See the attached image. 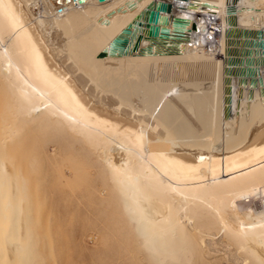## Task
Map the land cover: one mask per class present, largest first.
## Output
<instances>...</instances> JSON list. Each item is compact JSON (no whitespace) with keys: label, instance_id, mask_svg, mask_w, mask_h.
I'll return each instance as SVG.
<instances>
[{"label":"bare ground","instance_id":"1","mask_svg":"<svg viewBox=\"0 0 264 264\" xmlns=\"http://www.w3.org/2000/svg\"><path fill=\"white\" fill-rule=\"evenodd\" d=\"M156 1L0 0V264H29L41 156L98 173L149 264H264V0H174L153 37Z\"/></svg>","mask_w":264,"mask_h":264},{"label":"rangeland","instance_id":"2","mask_svg":"<svg viewBox=\"0 0 264 264\" xmlns=\"http://www.w3.org/2000/svg\"><path fill=\"white\" fill-rule=\"evenodd\" d=\"M171 71V66L168 65L165 70L167 73L164 74L166 80L172 77ZM151 73L149 77L152 76ZM203 82L207 83V80ZM24 152L27 153L26 157L23 159L16 155L14 164L24 166L28 162L32 157L30 147L27 146ZM71 162L66 163V160L61 159L55 165L44 156L38 159L35 173L38 180L28 190L33 198V220L29 224L32 225V239L35 243L30 250L29 264H149L144 249L138 248L127 229L118 228L117 219L109 217L110 210L105 211L109 202L101 203L98 192L94 195L95 191L101 190L98 186V173L93 175L92 172L79 167V171L81 169L82 173L88 172L92 176L89 177L87 173L84 178H80L83 183L78 181L66 189L65 180L61 179L62 175H56V172H62L63 177L71 178V171L77 168ZM68 163L73 167L67 166ZM66 167H69L70 171H67ZM74 167L75 169H71ZM25 169V174L31 173ZM254 202L258 204V201ZM244 205L245 203L241 204L242 207ZM102 213L105 214L102 216ZM221 238H208L206 245L221 255L227 253L225 255L229 259H236L234 249H229Z\"/></svg>","mask_w":264,"mask_h":264},{"label":"water","instance_id":"3","mask_svg":"<svg viewBox=\"0 0 264 264\" xmlns=\"http://www.w3.org/2000/svg\"><path fill=\"white\" fill-rule=\"evenodd\" d=\"M84 0H75L76 3H81ZM98 2H104L106 0H96ZM174 0H158L154 3L153 8L151 7L147 11L146 21L148 25L149 35L155 37L157 35L164 36L168 33V30L165 28V24L168 21V15H171L173 10L172 2ZM165 13L166 15H162ZM187 23V19L180 17H171V26L173 32L179 33L184 30V25ZM162 24V25H159ZM113 44L123 43V39L115 38L112 40ZM135 46L133 47L134 50ZM103 53H99L98 56H102Z\"/></svg>","mask_w":264,"mask_h":264},{"label":"built area","instance_id":"4","mask_svg":"<svg viewBox=\"0 0 264 264\" xmlns=\"http://www.w3.org/2000/svg\"><path fill=\"white\" fill-rule=\"evenodd\" d=\"M214 20H216V18L207 20L204 28L199 31V35L201 39L204 41L202 44L203 46L206 44H207L206 46L212 44V42L215 39V36L219 33L218 25L215 24Z\"/></svg>","mask_w":264,"mask_h":264}]
</instances>
